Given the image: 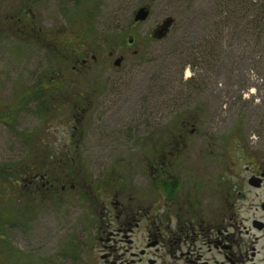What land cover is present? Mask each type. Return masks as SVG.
Returning <instances> with one entry per match:
<instances>
[{
  "label": "rangeland",
  "instance_id": "obj_1",
  "mask_svg": "<svg viewBox=\"0 0 264 264\" xmlns=\"http://www.w3.org/2000/svg\"><path fill=\"white\" fill-rule=\"evenodd\" d=\"M134 1L76 0V4H79L73 17H62L56 8H51L48 16L42 17L44 27L52 26L53 31L68 24L73 25L77 49L83 46L85 33V41L89 43H86L88 47L84 50H78L83 51L82 58L91 51L94 54L99 43L111 42L119 43L117 52L126 53L128 59L121 68L116 69L115 59L105 61L104 56L107 55L104 54L74 77L76 90L98 92L95 94L98 96L93 98L94 109L89 114L91 123L87 124L90 134H94L93 138L73 137L75 133H84V129L83 125L79 126L72 120L73 102L68 98H61L59 106L43 117H38L29 107L18 113L11 124L0 123V167L9 166L8 169H12L9 175L13 179L0 185V217L4 219V229L0 232V264L112 262V258L106 257L109 251L94 241L105 237L100 234L105 228L101 230L100 220L102 214L111 212L112 208L109 206V209L104 210L103 206L99 207L95 199L89 198L87 188L101 186L107 180L115 185L122 175L127 180L125 172L135 170L134 174H137L138 170L147 169L148 161L143 157L144 153L139 152L137 156L126 154L131 146H122L124 141L119 143L114 133L123 131L116 114L139 110L147 103L150 92L155 95V101L151 104L156 107L155 122L151 127L155 137L177 122L190 121L191 117L196 116L190 107L195 108L201 102L212 108L203 113V132L206 135L214 127L224 133L236 117L244 121L249 113L255 116L260 106H264V42L259 44L235 29L225 32L219 59H214V62L210 59L197 71L185 56L190 51L186 44L204 40L200 35L204 28L201 24L189 25L188 20L198 23L203 18L206 2L187 0L181 3L171 35L164 41L155 42L152 33L165 19H173L171 14L175 9L168 0H156L150 7L149 19L136 25L132 20L133 13L140 7L136 8ZM132 38L135 44L128 49L127 42ZM29 50L31 54L28 53V62L23 66L29 75L22 76L21 82L13 81V91L32 85L31 74L38 66L39 59L34 53L35 49ZM137 50L141 51L140 55L132 56V52ZM76 56L79 57L78 53ZM11 63L10 66L16 70L13 74L18 73L21 62ZM184 64H187L184 70L187 77L192 76L193 79L196 76L205 80L204 90L182 87L179 95H172L179 97L173 98L168 95L172 94L170 90L187 82L184 76H180ZM214 88L219 92L211 96ZM10 97H0V113H4L12 101L13 97ZM164 106L171 108L166 110ZM100 116L104 118L100 119ZM76 127L79 128L77 132ZM148 132L150 130H145L146 134ZM105 136L109 138L107 141ZM163 147L156 145L154 148L156 159L161 162L171 159L163 151L157 154V149L163 150ZM201 149L205 155L210 153L207 142L201 148V144L198 146L196 138L192 137L187 146H181L182 155L173 160L175 169L212 170V160L208 157L203 158L205 162L201 168L198 166L195 159L199 157ZM220 149V154H229L226 145ZM72 158L75 159L73 164L68 162ZM228 165L231 162L224 160L215 169H228ZM31 169L53 173L57 180L54 183L56 187L38 188L35 191L36 188L28 186L32 179H27L19 187L21 177ZM72 185L79 188L71 190ZM135 185L138 183L135 182ZM63 186L66 191L62 190ZM84 186L86 188L82 189ZM119 195L117 189L109 191V197ZM114 227L111 225L109 231ZM87 243L92 245L88 250L85 249Z\"/></svg>",
  "mask_w": 264,
  "mask_h": 264
},
{
  "label": "flooded vegetation",
  "instance_id": "obj_2",
  "mask_svg": "<svg viewBox=\"0 0 264 264\" xmlns=\"http://www.w3.org/2000/svg\"><path fill=\"white\" fill-rule=\"evenodd\" d=\"M58 3L57 0H0V97H13L4 113H0V123L11 124L18 113L29 107L38 117H43L59 106L61 98H68L73 102L72 120L83 125L84 129V133H75L73 137L93 138L87 124L91 123L89 114L94 109L93 98L98 92L76 90L74 77L104 54L107 55L105 61L115 59L114 67L116 61H121L116 69L126 63L128 56L117 52L119 43L103 42L99 43L94 54L91 51L82 58L83 51L78 50H84L89 43L85 41V33L83 46L77 49L73 25L54 31L52 26L44 27L42 17L48 16L51 8H56L62 17H73L79 4L76 0ZM174 28L173 25L162 40L155 39V31L151 37L155 42L164 41ZM127 43L130 49L135 39ZM29 48L35 49L39 59L31 74L32 85L13 91V81L21 82L22 76L29 75L23 67L28 62ZM140 52L134 51L132 56H139ZM12 61L21 62L18 73L13 74L16 70L10 66ZM186 65L181 66L180 76H184L187 82L171 89L172 94L168 95H179L182 87L203 92L205 80L187 77L184 73ZM70 75L73 78H69ZM218 92L214 88L211 96ZM154 101L155 95L150 92L147 103L139 110L116 114L123 131L114 133L119 143L124 141L122 146H131L126 154L137 156L139 152L144 153L147 169L138 170L137 174H134L135 170L125 172L127 180L122 175L115 185L107 180L101 186H89L90 197L85 193L104 210L109 206L112 208L111 212L103 213L100 220L101 230L105 227L100 234L105 237L94 239L101 248L109 251L106 257L113 259L109 264H264V106H260L255 116L249 113L244 121L236 117L226 132L221 133L214 127L206 135L203 113L211 107L201 102L195 108L190 107L196 113L190 121L177 122L155 137V131L151 130L156 114V107L151 105ZM78 130L76 127L75 131ZM145 130L150 132L146 134ZM192 137L201 148L207 142L210 153L205 155L201 149L195 160L201 168L205 162L203 158H210L212 170L175 169L173 160L182 155L181 146H187ZM221 137L223 148L225 145L229 148L228 155L219 153ZM108 139L105 136V141ZM156 145L165 146L163 150L157 149V154L163 151L171 159L158 161L154 150ZM224 160L231 162L229 168L215 169ZM28 179H32L28 186L36 188L35 191L39 187H56L55 181H45V176L34 175ZM70 188L79 187L72 185ZM115 189L120 195L109 197V191ZM62 190L66 191V188L63 186ZM111 225L115 227L109 231ZM86 245V250L92 247Z\"/></svg>",
  "mask_w": 264,
  "mask_h": 264
},
{
  "label": "trees",
  "instance_id": "obj_3",
  "mask_svg": "<svg viewBox=\"0 0 264 264\" xmlns=\"http://www.w3.org/2000/svg\"><path fill=\"white\" fill-rule=\"evenodd\" d=\"M155 2L156 0H135L133 4L136 8L143 6L150 8ZM168 2L175 9V12L171 14L175 21L176 12L180 9L181 3L187 2V0H168ZM203 2H206L203 8V18L198 20V23L187 19L189 25L201 24L204 28L200 31V35L204 37V40L186 44L189 46L190 51L185 56L193 63L194 67L205 66L210 59H213V62L214 59H219L220 44L223 42L225 32L234 31L235 29L240 32L239 34L249 37L259 44L264 42V0H202ZM189 18L192 17L189 16ZM9 117L10 115H7V118ZM74 160L72 158L68 162L73 164ZM8 168L9 166L0 167V185L13 180L12 176L9 175L11 174L9 170L12 169ZM49 173L48 170L42 173L39 170L31 169L25 173V176L21 177L20 184L18 183L19 187L25 179L32 178L34 175L45 176V181H56L54 174ZM76 176L77 174L74 177ZM0 190H2L1 187ZM3 229L4 219L0 217V232Z\"/></svg>",
  "mask_w": 264,
  "mask_h": 264
},
{
  "label": "water",
  "instance_id": "obj_4",
  "mask_svg": "<svg viewBox=\"0 0 264 264\" xmlns=\"http://www.w3.org/2000/svg\"><path fill=\"white\" fill-rule=\"evenodd\" d=\"M150 15H151L150 8L147 6H143L137 9L133 13V19H132L133 23L134 24L144 23L145 21L148 20ZM173 24H174V20L171 18H167L166 20H164L163 23L154 32L155 39L162 40L167 35V33L170 31V28L173 26ZM120 63H121L120 60L116 61L115 67H118Z\"/></svg>",
  "mask_w": 264,
  "mask_h": 264
}]
</instances>
